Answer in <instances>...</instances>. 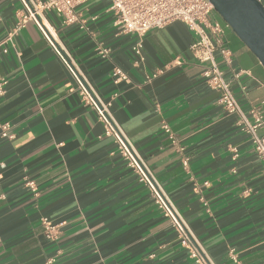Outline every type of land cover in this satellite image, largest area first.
Segmentation results:
<instances>
[{
  "label": "crops",
  "instance_id": "0c3cea01",
  "mask_svg": "<svg viewBox=\"0 0 264 264\" xmlns=\"http://www.w3.org/2000/svg\"><path fill=\"white\" fill-rule=\"evenodd\" d=\"M110 8L108 0H92L70 25L54 10L40 15L208 261L237 264L234 254L238 264H264L263 164L240 117L205 83V65L191 49L195 34L181 22L150 31L140 62L138 38L115 25ZM26 15L20 0H0V43ZM212 19L223 27L231 66L216 56L242 113L250 122L253 109L264 118V68L216 12ZM98 46L110 49L109 58ZM6 48L0 125L12 137L0 128V264H197L35 22ZM115 68L129 82L115 83ZM164 122L185 149L188 170ZM42 218L60 227L57 241L46 238Z\"/></svg>",
  "mask_w": 264,
  "mask_h": 264
},
{
  "label": "built area",
  "instance_id": "2783aa9c",
  "mask_svg": "<svg viewBox=\"0 0 264 264\" xmlns=\"http://www.w3.org/2000/svg\"><path fill=\"white\" fill-rule=\"evenodd\" d=\"M25 8L27 15L23 17L18 26L10 33L4 41L0 43V51L7 53V44H11L13 38L25 27L28 20H33L42 34L54 48L56 53L62 59L72 76L74 77L78 93L84 104L92 107L98 114L99 120L104 124L105 135L113 137L118 145L120 156L127 162L128 166L140 177V180L147 185L150 193L163 211L164 215L170 219L172 227L175 229L182 245L190 250L192 259L197 264H211L205 254L196 244L194 238L188 230L183 219L176 209L165 196L161 187L158 185L152 174L149 172L142 160L135 154L131 144L124 134L116 127L109 110V105L103 104L91 92L90 88L78 74L77 69L57 50L49 38L50 29L43 23L41 11L54 10L60 16L65 24L79 23L80 16L77 9L92 0H47L44 3H38L34 0H20ZM111 4L110 11L116 17L115 25L124 33L133 34L138 38L134 47L135 54L140 62L143 57V39L147 33L156 29L175 23H184L196 36V42L191 49L197 61L205 65L203 69V78L209 88L217 91L220 95L219 102L228 114L238 115L239 123L243 131L251 135L255 153L263 164L264 173V118L258 110H251L250 114L253 122H250L242 113L241 108L233 94L232 83L225 78L224 71L217 60V52L223 58L227 66H231V53L223 45L222 34L223 27L219 22L212 19L215 12L209 0H108ZM264 5V0H259ZM98 54L102 58H109L110 49L102 46L97 48ZM157 75H154L155 78ZM112 79L115 83L129 82L128 75L119 68L112 72ZM7 80L0 76V96L5 94L4 87ZM3 138H11L8 133V124L0 125ZM162 131L166 134L169 142L175 148L176 152L182 156V166L188 170L190 159L185 154L179 138L167 122L162 124ZM28 186L33 192L37 191L34 182H29ZM205 186H208L206 183ZM41 224L45 230L46 238L51 241H57L60 236V227L54 224L48 218H42ZM233 254V253H232ZM232 259L238 264L236 255ZM49 260L48 264H52Z\"/></svg>",
  "mask_w": 264,
  "mask_h": 264
},
{
  "label": "water",
  "instance_id": "95a60500",
  "mask_svg": "<svg viewBox=\"0 0 264 264\" xmlns=\"http://www.w3.org/2000/svg\"><path fill=\"white\" fill-rule=\"evenodd\" d=\"M209 1L264 68V5L259 0Z\"/></svg>",
  "mask_w": 264,
  "mask_h": 264
}]
</instances>
